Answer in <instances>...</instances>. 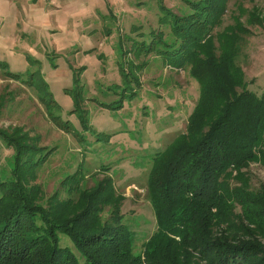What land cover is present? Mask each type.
Here are the masks:
<instances>
[{
	"label": "trees",
	"instance_id": "1",
	"mask_svg": "<svg viewBox=\"0 0 264 264\" xmlns=\"http://www.w3.org/2000/svg\"><path fill=\"white\" fill-rule=\"evenodd\" d=\"M227 1L187 0L188 10L181 14L159 2L160 29L138 34L147 39H131L137 55L153 53L172 68L188 66L199 84L185 130L151 156L147 188L156 229L141 250H135V231L123 221L122 196L109 176L75 196L60 199L54 193L43 202L34 174L49 149L35 136L0 130L2 142L13 149L0 173V264H264V188L251 189L247 173L251 163L264 167V90L247 88L236 61L247 32L242 22L236 17L216 30ZM249 15L248 22L260 24L258 16ZM25 59L31 68L7 75L28 74L40 100L58 109L53 114L48 108L54 124L85 140L61 119L39 61L27 53ZM71 68L73 84L64 91L87 128L82 107L87 89L79 75L85 66ZM121 75V90H113L119 100L100 101L101 106L117 109L123 98L135 97L138 78L122 66ZM80 180L74 173L64 183L72 192ZM62 235L72 247L62 245Z\"/></svg>",
	"mask_w": 264,
	"mask_h": 264
},
{
	"label": "rangeland",
	"instance_id": "2",
	"mask_svg": "<svg viewBox=\"0 0 264 264\" xmlns=\"http://www.w3.org/2000/svg\"><path fill=\"white\" fill-rule=\"evenodd\" d=\"M24 1L14 22L7 19L3 27L0 23V61L7 64L0 66V130L18 137L35 136L38 145L49 149L34 174L43 202L54 193L60 199L75 196L79 189L109 176L115 193L122 196L120 212L135 231V250L140 251L141 243L156 229L147 188L151 156L185 130L199 84L188 66L172 68L153 53L137 55L132 40L147 39L139 35L160 29L159 2L181 14L188 10L187 0ZM44 10L46 19L40 17ZM250 12L260 18V24L248 22ZM236 17L247 31L236 61L244 70L247 88L260 94L264 90V0H228L216 30L234 24ZM26 53L39 61L37 69L60 105L61 119L69 120L85 140L54 124L48 108L53 114L58 109L40 100L41 93L28 82V74L21 79L7 75V70L23 74L31 68ZM119 65L125 72L130 69L139 85L133 99L123 98L122 107L108 109L99 102L119 100L113 93L121 90L125 78ZM81 66H85L79 75L87 89L82 103L87 128L64 91L73 84L71 67ZM12 154L13 149L0 139V173ZM74 173H80L81 180L78 189L69 192L64 180ZM247 173L251 189L264 188V167L251 163ZM61 239L62 245L72 247L66 236Z\"/></svg>",
	"mask_w": 264,
	"mask_h": 264
},
{
	"label": "crops",
	"instance_id": "3",
	"mask_svg": "<svg viewBox=\"0 0 264 264\" xmlns=\"http://www.w3.org/2000/svg\"><path fill=\"white\" fill-rule=\"evenodd\" d=\"M24 0H0V23L1 26L3 27V24L5 23V21L7 19H10L11 22L15 21L14 15H16V11H18V8H20V4L22 3ZM33 1V0H31ZM54 0H50L49 2H53ZM25 2V1H24ZM54 3V2H53ZM12 10L11 13L6 14L4 12H1L3 10ZM42 16H40L43 19H46V15H47V11L44 10L43 14H40ZM14 19V21H12ZM12 26V24H11ZM2 27H0V30L2 31ZM0 39L3 40L2 37H0ZM15 43V41L13 42V44ZM3 50V49H0Z\"/></svg>",
	"mask_w": 264,
	"mask_h": 264
}]
</instances>
